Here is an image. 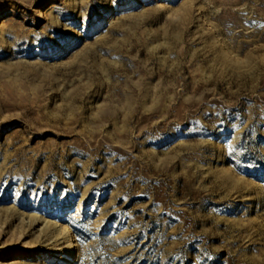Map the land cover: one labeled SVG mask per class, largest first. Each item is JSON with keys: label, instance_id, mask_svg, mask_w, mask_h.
I'll return each mask as SVG.
<instances>
[{"label": "rangeland", "instance_id": "374dc122", "mask_svg": "<svg viewBox=\"0 0 264 264\" xmlns=\"http://www.w3.org/2000/svg\"><path fill=\"white\" fill-rule=\"evenodd\" d=\"M72 248L264 264V0H0V264Z\"/></svg>", "mask_w": 264, "mask_h": 264}, {"label": "bare ground", "instance_id": "6f19581e", "mask_svg": "<svg viewBox=\"0 0 264 264\" xmlns=\"http://www.w3.org/2000/svg\"><path fill=\"white\" fill-rule=\"evenodd\" d=\"M69 241H70V240L68 239V242H69ZM58 252H59V251H58ZM72 254H73V248L69 250V254H68V256L64 259V263H66V264H67V263H68V264L70 263V261H71L70 258L72 257Z\"/></svg>", "mask_w": 264, "mask_h": 264}]
</instances>
